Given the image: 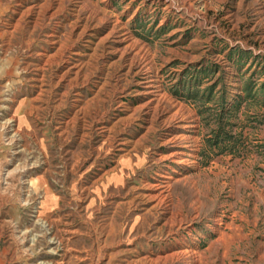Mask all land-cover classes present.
I'll use <instances>...</instances> for the list:
<instances>
[{
    "label": "rangeland",
    "instance_id": "obj_1",
    "mask_svg": "<svg viewBox=\"0 0 264 264\" xmlns=\"http://www.w3.org/2000/svg\"><path fill=\"white\" fill-rule=\"evenodd\" d=\"M0 264H264V0H0Z\"/></svg>",
    "mask_w": 264,
    "mask_h": 264
}]
</instances>
